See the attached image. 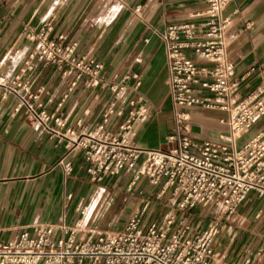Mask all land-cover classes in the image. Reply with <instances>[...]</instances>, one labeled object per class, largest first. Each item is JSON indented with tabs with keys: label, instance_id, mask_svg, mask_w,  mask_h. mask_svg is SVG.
<instances>
[{
	"label": "crops",
	"instance_id": "obj_1",
	"mask_svg": "<svg viewBox=\"0 0 264 264\" xmlns=\"http://www.w3.org/2000/svg\"><path fill=\"white\" fill-rule=\"evenodd\" d=\"M208 8L206 0H0V72L10 84L18 76L27 86V91L21 92L36 94L35 103L41 102L46 112L66 122L61 127L51 118L47 128L26 108L17 109L16 93L0 87V241L8 243L36 223L64 224L66 230L56 228L54 237L66 238L75 230L77 242H93L104 232L125 229L156 186L144 176L133 184L136 169L93 179L88 172L92 162L83 152L70 150L61 134L68 127L81 130V126L100 122L114 99L111 86L125 84L106 128L117 133L129 117L130 100L141 99L147 111L134 121L130 139L144 149L162 147L176 124L162 34L172 25L204 22ZM223 15L230 18L227 52L240 80L239 96L245 99L253 93L264 98V0H232ZM51 17V36L67 34L68 40L78 42L80 54L102 64L97 79L84 74L71 86L76 72L65 73L66 67L38 59L32 68L25 64L39 46V40H30L28 33L38 32ZM186 52L194 56L193 50ZM127 74L130 78L124 80ZM120 107L124 112L118 115ZM179 110L189 115L193 139L229 142L227 111L199 104ZM263 129L264 116L237 139V145ZM68 162L71 171L65 168ZM132 184L138 185L136 196L127 192L133 191ZM160 190L158 196L163 195ZM172 206V214L159 223L162 228L170 216L176 217L175 227L185 216L176 214ZM221 213L224 216L215 218L213 214L199 224L195 215L186 214L197 231L200 226L205 231L218 225L220 231L213 243L215 264H244L247 260L262 264L264 199L253 190L232 215L227 216L223 209ZM83 264H88V257L83 258Z\"/></svg>",
	"mask_w": 264,
	"mask_h": 264
},
{
	"label": "built area",
	"instance_id": "obj_2",
	"mask_svg": "<svg viewBox=\"0 0 264 264\" xmlns=\"http://www.w3.org/2000/svg\"><path fill=\"white\" fill-rule=\"evenodd\" d=\"M206 1L209 8L204 22L172 25L162 34L167 47L170 92L176 109L175 128L162 147L144 149L130 139L134 121L147 111L141 99L130 100L129 117L121 123L117 133L106 128L126 90L125 84L111 86L114 99L100 122L81 126V130L68 127L61 135L67 138L66 146L70 150L83 152L85 159L92 162L88 172L95 180H101L107 173L136 169L133 184L144 176L161 188L160 193L171 189L174 196L181 195L180 207L214 205L230 216L251 191H257L264 199V129L241 146L236 143L264 116V98L253 93L245 99L239 96L240 80L235 76L227 52L226 28L230 18L223 15L232 0ZM53 22L54 17H51L38 32L30 30L28 33L30 40H39V46L25 64L32 68L33 61L38 59L59 68L66 67L65 73L76 72L71 86L84 74L97 79L102 64L80 54L78 42L68 40L67 34L51 36ZM187 49L193 50L195 57L189 55ZM129 78L127 74L124 80ZM18 80L16 76L10 84V79L0 72V87H8L18 95V110L26 108L46 126L51 118L58 126H66L55 113L46 112L41 102H34L36 94L21 92L20 89L27 91V86ZM140 83L137 81L136 85ZM195 104L229 113L228 143L192 138L187 113L179 108ZM123 112V107L117 110L118 115ZM65 168L71 171L70 162ZM142 217V209H136L124 230L104 232L93 242H77L75 230H71L68 237L57 239L55 230H66L64 224L36 223L14 240L0 241V264H72L75 260L83 264L84 257H88V264H215L217 253L213 243L220 231L217 224L197 232L188 215L180 220L177 228L174 215L166 220L163 228L155 220L142 223ZM172 228H176L173 234L170 233ZM244 264L255 263L247 260Z\"/></svg>",
	"mask_w": 264,
	"mask_h": 264
},
{
	"label": "rangeland",
	"instance_id": "obj_3",
	"mask_svg": "<svg viewBox=\"0 0 264 264\" xmlns=\"http://www.w3.org/2000/svg\"><path fill=\"white\" fill-rule=\"evenodd\" d=\"M117 176H119V174H117ZM141 177H143V176H141ZM137 186L138 185H135V187H134V185H133V191H127V190L126 191L131 192L134 194V196H136L137 191L135 192V189L137 188ZM158 194H159V186H156V188L151 191L150 196L147 194V197H145L146 198L145 201H143L141 203V205H139V208H141L143 211L142 223L148 224L152 219H156L158 221V223L162 224L163 220H165V218H166L165 215L170 213L172 211V209L174 208L172 206L173 204L175 205L176 214H177V212H179V213L183 212V215L192 213L193 215L196 216L195 221H197L198 224L200 222L204 223V221L206 219L205 217H207V216L211 217L214 214V217L216 218V215L219 216V214H223V213H221L222 209H220L214 205L205 206L203 204H197L193 208L180 207L179 202L181 199V195L174 196L172 194L171 189L167 190L162 196H158ZM143 197L144 196H142V198ZM172 197H174V199H172ZM170 214H172V213H170ZM223 216H224V214H223ZM224 220H225V218H224ZM176 228H174V229L172 228L170 233L171 234L175 233ZM199 231H203V230H201V226L198 228L197 232H199ZM168 236H170V234H168Z\"/></svg>",
	"mask_w": 264,
	"mask_h": 264
},
{
	"label": "bare ground",
	"instance_id": "obj_4",
	"mask_svg": "<svg viewBox=\"0 0 264 264\" xmlns=\"http://www.w3.org/2000/svg\"><path fill=\"white\" fill-rule=\"evenodd\" d=\"M187 117L189 116L188 114L186 115ZM129 172H132L131 170Z\"/></svg>",
	"mask_w": 264,
	"mask_h": 264
}]
</instances>
